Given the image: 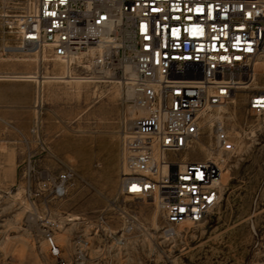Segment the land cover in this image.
<instances>
[{
    "label": "rangeland",
    "instance_id": "1",
    "mask_svg": "<svg viewBox=\"0 0 264 264\" xmlns=\"http://www.w3.org/2000/svg\"><path fill=\"white\" fill-rule=\"evenodd\" d=\"M35 2L0 0V73L18 75L4 80L15 81L22 99L15 123L20 156L10 168L0 169V264H264V113L249 110L248 92L238 91L218 113L236 143L234 152L214 149L208 118L187 151L192 160L212 157L224 164L221 204L206 221L182 225L167 238L154 202L121 192L134 105L129 85L83 79L48 49L3 50V16L26 12ZM67 70L83 80L42 79ZM260 71L253 86L264 90V59ZM27 74L34 79L20 76ZM9 129V123L0 121V131ZM66 170L72 172L66 196L45 193L29 199L30 184L36 187L47 172ZM48 218L59 224L54 238L60 257L53 255L46 237ZM129 223L133 228L126 232Z\"/></svg>",
    "mask_w": 264,
    "mask_h": 264
},
{
    "label": "built area",
    "instance_id": "2",
    "mask_svg": "<svg viewBox=\"0 0 264 264\" xmlns=\"http://www.w3.org/2000/svg\"><path fill=\"white\" fill-rule=\"evenodd\" d=\"M1 31L5 52L48 49L83 79L133 88L143 113L133 116L125 137L121 192L153 201L167 238L219 207L224 164L192 160L187 151L207 118L214 149L235 151L217 116L240 90L248 92L252 113H264V90L253 86L264 59V0H36L26 12L4 15ZM71 177L70 170L47 172L27 195L62 198ZM44 224L60 257L59 224L52 218Z\"/></svg>",
    "mask_w": 264,
    "mask_h": 264
},
{
    "label": "crops",
    "instance_id": "3",
    "mask_svg": "<svg viewBox=\"0 0 264 264\" xmlns=\"http://www.w3.org/2000/svg\"><path fill=\"white\" fill-rule=\"evenodd\" d=\"M15 81H0V121L9 123L7 132L0 131V147H5V151L0 149V169L10 168L12 161L20 156V131L16 132V121H20L22 114V99L20 92L15 93ZM20 88V85L17 84ZM13 87V93H11Z\"/></svg>",
    "mask_w": 264,
    "mask_h": 264
},
{
    "label": "bare ground",
    "instance_id": "4",
    "mask_svg": "<svg viewBox=\"0 0 264 264\" xmlns=\"http://www.w3.org/2000/svg\"><path fill=\"white\" fill-rule=\"evenodd\" d=\"M5 57V56H4ZM28 59H31V58H29L28 57ZM27 59V60H28ZM32 59H34V58H32ZM133 74L134 73H130V75H132L133 76ZM37 75V77H38V74H36ZM18 76V75H17ZM17 76H13V75H8V74H5V73H0V80H4V79H11V77H17ZM21 77H24V78H33V77H35V75H33V74H27V75H20ZM40 77V76H39ZM21 79V78H20ZM34 79V78H33ZM42 79H48V80H50V79H59V80H61V81H78V80H80V79H82L81 77H75V76H73V75H71L69 72H68V70H67V73L66 74H64V75H60V76H43L42 77ZM40 80V79H39ZM83 80V79H82ZM43 81V80H42ZM114 81H117V82H120V83H123V81H118V80H114ZM114 81H111V82H114ZM85 82H87V81H85ZM119 83V84H120ZM129 85V84H128ZM127 90V89H126ZM37 92V91H36ZM127 94H128V96L129 97H131L130 99H132V98H134V90H133V88L129 85V88H128V90H127ZM37 95V94H36ZM131 105H133V104H131ZM131 108V107H130ZM130 113H131V118L129 119V121H128V126H129V128L130 127H132V124H133V122H132V119H133V116L134 115H136V114H141V113H143V110L142 109H140V108H137L136 107V105L134 104L133 106H132V108H131V110H130ZM218 117V119H220V121L221 122H224L223 121V119H221V116H217ZM206 148V146H205V144H202V146H201V148ZM202 148V149H203ZM206 150V149H205ZM209 152H210V149H209ZM211 156V155H210ZM213 156V155H212ZM209 159H212V157H208ZM223 180L225 181V173H224V175H223ZM74 219H78L77 217L76 218H71V220H74ZM152 220H153V224L154 225H156L157 224V214L155 213L154 215H153V218H152ZM185 224H188V223H183V224H181V226L182 225H185ZM65 240V239H64Z\"/></svg>",
    "mask_w": 264,
    "mask_h": 264
}]
</instances>
